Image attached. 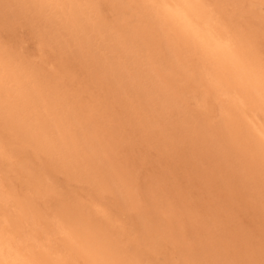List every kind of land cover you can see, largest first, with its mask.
I'll return each instance as SVG.
<instances>
[{
	"label": "bare ground",
	"instance_id": "bare-ground-1",
	"mask_svg": "<svg viewBox=\"0 0 264 264\" xmlns=\"http://www.w3.org/2000/svg\"><path fill=\"white\" fill-rule=\"evenodd\" d=\"M26 1L20 0L18 2L19 4L20 2L22 4L26 2L23 4V8L27 5L26 9L29 6L30 9L28 10H33L31 11L32 13L29 11L30 15H33L34 12L32 18L36 14L39 17H44L46 19L45 22L48 23H45L47 26L53 25L54 17H58V24L56 23L57 20H55L58 29L64 28L68 31L69 37H72L76 47H79L78 50L88 51L90 42L95 35H102L103 37L100 36V38H105L106 44L104 48L109 52V57L106 56L107 60L104 55V58H100L98 55L89 57L94 65L97 62V67L102 68L106 64L109 66L108 70L110 72L106 74V80H101L103 83L98 82V86L107 84L105 86L108 88L107 95L112 90L117 92L116 94L131 90L135 95L136 104L139 102L138 105L134 103L135 106L133 104L130 105L132 110H145L155 100L159 104L163 103L166 105L164 107L160 106L161 109L165 110L168 106L178 103L179 94L185 88L192 90L193 94L190 96V104L194 105L193 108L196 107L195 109L197 110L195 114L189 111V114L193 116V121L195 120L196 122L195 125L193 124L194 128L192 129H195L193 133L197 136L203 135L205 141L203 148L200 146V152L204 151L206 147L210 149L212 144H216L213 147L218 149L217 151L218 153L220 152L222 157L229 160L235 159V154L242 156L247 154L250 158L247 157V160L244 161L249 162L252 167L255 166L254 169H251L243 161L241 165L245 164L251 170L247 174L253 177L255 174H260L262 179L264 178V99L261 98L258 88L255 84L249 83L247 79L238 78L230 67L222 65L214 59L198 58V63H194V57L190 52L187 41L174 26L166 25L164 22L153 18L147 10L135 7V5L142 3L143 0H103L104 8L99 6L101 4L97 2L98 5L96 0ZM50 2L59 3L65 5V7L45 9L39 6ZM203 2L209 5H219L220 7L201 10V16L206 15L209 11H215L217 16L235 25L241 32L247 27L253 26L257 36L260 34L261 25L264 23L262 21L264 10L261 8L264 0H203ZM100 9H104L109 14L102 15ZM55 14L56 16H54ZM37 19L43 25V19L38 17ZM37 19L32 20L36 21ZM126 20L134 22V25H129V21L124 23ZM64 29L61 31H64ZM240 50L242 55L246 54L243 45H241ZM130 52L133 53L134 60L127 58V53ZM3 56L5 55L0 53V122L3 127L15 130L23 139L44 144L46 150L52 154L55 163L62 169L71 170L73 173L90 166L88 168H91L93 175H97V172L102 168V161L101 163L99 162L102 159H95V156L88 160L84 158L85 156H93L92 153L94 151L92 152L93 149L91 147H94V145L89 146L91 152L89 151L90 149H87L86 152L81 153L83 150L78 152L76 139L73 140L74 143L69 141V126L66 127L69 129L68 131L61 128L70 119H73L72 110L74 109H72L70 104L72 101L66 99L62 91L51 85L54 74L58 75L57 70H54L53 66L52 70L44 67L47 70L44 71L43 69L44 73L42 76L44 80H42V76H34L33 72L36 73V71L33 66H29L28 70L25 71L14 64L13 61L4 60L3 58L5 57ZM137 56L145 57L144 64L147 66L146 72L148 73L143 81L137 80L140 70L131 71V68L127 65V61L128 64H132L139 60ZM115 57L117 58L116 60H114ZM31 64L33 65V63ZM145 68L141 72H144ZM36 82L42 87L40 92H33L29 87V84ZM143 82H145V85H143ZM114 84L117 87H114ZM176 85H178L177 88L175 87ZM69 98L71 99V97ZM107 102L103 100L100 105L108 108ZM35 106H40L42 111H37L36 108L35 110L34 108L32 109L34 111H29L30 107ZM180 107L188 109L185 104H180ZM193 108H190V110ZM202 108L204 109L203 111H201ZM117 110L119 113L120 109ZM132 110L125 107L124 104L120 116L111 114L109 122L112 121V124L107 126L108 129L106 128V131L119 135H123L127 131L132 134L135 133L134 137L139 133V135L143 134L148 125L146 126L142 117H137L139 118L138 120L137 118L135 119L134 111ZM186 111L188 112V110ZM111 112L112 110H110ZM130 120H133V122ZM88 125V123H84L80 126V128L82 127L80 132L83 133L80 136L85 140L87 139L88 132L85 133V131H87ZM94 131H97V128ZM147 133L150 134V132ZM75 138L78 139L79 136H75ZM56 154L57 156H55ZM2 155L3 150L0 144V157ZM91 161L92 164L90 163ZM25 166L21 161L14 160L8 161L6 166H2L0 163V258L8 255L6 238L10 229L15 245L11 255L8 256L11 260L19 259L33 261L35 264H51V262L61 258L79 260L81 262L95 258L94 256L86 255L81 247L76 246V242H80L82 245L90 246L92 252L98 253L100 258L113 261L114 264H136L134 260H132L134 262L132 263L129 258L131 251L128 253L130 256H127L125 250L122 249L123 247L117 246L114 236L103 230L102 222L91 219L89 215H86L88 212L85 208H81L79 203L76 204L67 199L65 202H58L59 195L57 196L56 193L57 202L49 203L44 201L47 200V196L44 200L41 199L47 187H45L41 177L26 170ZM41 166L40 169H42ZM240 170L244 173L246 169L241 166ZM240 170L238 171L240 172ZM112 174L108 173L106 176H101L102 182L111 183V179L115 176L113 171ZM257 190L259 191V189ZM37 199L40 200L37 201ZM6 213L9 217L7 222L5 221ZM57 217H63L64 221L70 226V235H62L56 231L54 221ZM137 220L138 222L135 225L139 229L137 234L141 238L146 237L152 232L153 225L150 222L139 221L136 218ZM119 238H123V235ZM145 244H147L146 241ZM151 244L154 245L153 242ZM152 247L150 248L151 251L145 249L152 253ZM145 249L144 251H146ZM191 254L195 257L198 264H202L204 254L203 249L199 245ZM133 256L135 257V255ZM141 257L143 256L141 255Z\"/></svg>",
	"mask_w": 264,
	"mask_h": 264
},
{
	"label": "rangeland",
	"instance_id": "rangeland-1",
	"mask_svg": "<svg viewBox=\"0 0 264 264\" xmlns=\"http://www.w3.org/2000/svg\"><path fill=\"white\" fill-rule=\"evenodd\" d=\"M18 1L0 0V47H2L0 53L5 55L3 59L8 62L13 61L25 71L29 66H33L36 71V73L33 72L35 77L42 76L48 68L52 70V66L54 70H57L58 75L54 74L51 85L62 91L66 99L72 101L70 104L74 109L72 110L73 119L61 128L66 130L69 126V141L74 143L73 140L76 139L77 146L74 145L79 149L78 152L81 150H83L81 153L86 152L87 149L91 152L92 148L93 156L84 158L88 160L95 156V159H102L99 160L100 163L102 161V168L97 175H93L91 168H88L90 166L73 173L71 170L70 172L64 170L55 163L52 154L46 150L44 144L23 139L15 130L5 129L0 122V144L3 150L0 163L2 166H6L10 160L21 161L26 165V170L36 173L39 177H45L42 182L45 183L47 189L45 188L41 199L44 200L47 196V200L44 201L57 202V194L59 195L58 202L72 201L79 203L81 208H85L83 203L89 196L93 182H102L101 176L112 174L113 171L115 173L111 179L113 191L110 193L113 205L125 206L129 195L135 194L142 207V211L136 214V218L153 225L154 234L152 235L151 232L143 238L137 234L138 232L130 236V229L123 230L119 223L111 226L117 246L123 247L127 256L131 255L129 258L136 264L146 259V261H155L157 264L161 261L164 264H198L191 254L198 245L203 249L202 264H245L250 260L259 261L264 252V178L262 179L260 174H255L254 177L247 174L251 170L246 166H250L251 169L255 168L249 162L244 161L249 157L247 154L246 156L235 154V159L229 160L222 157L218 149L213 147L216 144L200 152V148H203V143H205L204 136L198 135V137L193 133L195 129L192 128L196 122L189 114V111L197 113L196 107L193 108L194 105L190 104L193 91L185 88L179 94L178 103L168 106L167 110L161 109L160 106L166 105L159 104L156 100L145 110H132L130 105L133 103L138 105L139 102L136 104L135 95L131 90L122 94H116L117 92L112 90L107 95L108 88L105 87L107 84L98 86V82L103 83L101 80H106V74L110 72L109 66L106 64L102 68L97 67V62L94 65L89 57L95 55L100 58L105 56V59L109 57V52L104 48L106 40L100 38V36L103 37L102 35H95L92 38L88 51L78 50L79 47L77 48L72 37H69L68 31L64 28L65 32L61 31L63 29H58V25L55 24V20L58 24V17H54L55 20L53 18V25L47 26L48 23L45 22L44 17L36 14V17L32 18L34 12L30 15V10H28L30 7L26 9V5L23 8L26 0L23 4L21 2L19 4ZM96 3L104 8L103 0H96ZM18 4H22V8ZM100 13L109 14L104 9H100ZM37 17L43 19V25ZM32 19H37L38 22ZM127 21L129 25H134V22L130 20L124 23ZM6 44L10 48L9 57L4 52ZM127 54L130 60L135 59L132 52ZM137 58L139 60L132 63L134 65L128 64V61L127 65L131 71L140 70L137 80L143 81L148 73L146 72L147 66L144 64L145 57L137 56ZM116 59L115 57L114 60ZM144 67H146L144 72H141ZM30 79L33 81L32 78ZM42 80H44L43 76ZM113 86L117 87L115 84ZM185 86L188 87L186 84ZM29 87L33 92L42 90L37 82L29 84ZM107 99H110V103ZM103 100L107 102L108 108L100 105ZM123 103L125 107L134 111L135 119L142 117L146 126L148 125L143 134L139 135V133L134 137L135 133L127 131L123 135L106 131L107 126L112 124V121L109 122L110 115L120 116ZM180 104H185L188 109L180 107ZM33 108L42 111L40 106L30 107L29 111H34ZM190 108L193 109L190 110ZM109 109L112 110L111 113ZM117 109H120L119 113ZM130 121L133 122V120ZM84 123L89 124L85 131V133L88 132L86 140L81 137L83 133L80 132L82 128L80 126ZM95 127L99 132L94 131ZM75 136L81 139L78 138V140ZM93 145L94 147H91ZM240 157H242L241 160ZM243 161L247 164L246 166L241 165ZM90 163L92 164V161ZM39 165H42V169ZM241 166L246 169L244 173L240 170ZM50 196L56 197V200ZM85 210L88 212L86 215L93 219L89 210L86 208ZM137 222L138 220L135 219L134 226ZM121 233L123 238H119L122 237ZM152 242L154 245L151 244ZM130 247L135 251H128ZM151 247L153 252L149 253Z\"/></svg>",
	"mask_w": 264,
	"mask_h": 264
},
{
	"label": "snow or ice",
	"instance_id": "snow-or-ice-1",
	"mask_svg": "<svg viewBox=\"0 0 264 264\" xmlns=\"http://www.w3.org/2000/svg\"><path fill=\"white\" fill-rule=\"evenodd\" d=\"M45 9H58L65 7L59 3H43L39 5ZM147 10L151 16L174 26L187 41L190 52L193 54V62L198 63V58H211L220 64L230 67L238 78L247 79L255 84L260 96L264 99V23L261 25L260 34L257 36L253 26L247 27L243 32L238 27L217 16L215 11H209L201 16V10H209L220 7L209 5L203 0H143L135 5ZM264 10V2L261 4ZM264 21V17H262ZM241 45L246 54H241ZM6 56L10 54V48L4 46ZM204 109L202 108L201 111ZM43 180V176H41ZM113 186L110 182H93L88 198L83 207L89 210L93 219L101 221L103 230L113 234L111 226L119 223L125 231L129 229V235H135L139 229L134 226L136 214L142 211L141 204L135 194H130L125 206H114L110 200ZM9 217L5 214V221ZM56 231L62 235H70V226L63 217H57L54 221ZM8 255L0 258V264H35L33 261L11 260L12 249L15 247L13 236L9 229L7 236ZM86 255L94 256L86 261L72 259H57L51 264H114L113 261L100 258L98 253H93L90 246L76 242ZM18 251V249H17ZM129 251H135L130 247ZM140 264H157L155 261H141ZM164 264V262H159ZM245 264H264V252L259 261L250 260Z\"/></svg>",
	"mask_w": 264,
	"mask_h": 264
}]
</instances>
